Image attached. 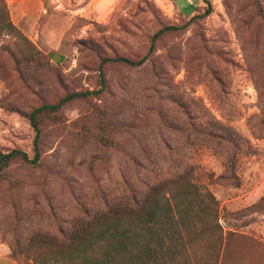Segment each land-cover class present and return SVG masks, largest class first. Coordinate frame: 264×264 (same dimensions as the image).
<instances>
[{
	"label": "rangeland",
	"instance_id": "374dc122",
	"mask_svg": "<svg viewBox=\"0 0 264 264\" xmlns=\"http://www.w3.org/2000/svg\"><path fill=\"white\" fill-rule=\"evenodd\" d=\"M5 1L21 33L0 38L1 149L32 156L24 112L100 92L44 121L38 165L16 161L0 178V264H58L28 240L183 173L215 199L227 264H264V0H210L194 21L205 0ZM167 25L184 27L150 52ZM192 241L187 264L211 257L212 244Z\"/></svg>",
	"mask_w": 264,
	"mask_h": 264
},
{
	"label": "trees",
	"instance_id": "16d2710c",
	"mask_svg": "<svg viewBox=\"0 0 264 264\" xmlns=\"http://www.w3.org/2000/svg\"><path fill=\"white\" fill-rule=\"evenodd\" d=\"M205 2V12L191 20L211 13V1ZM0 14L3 16L0 22V38L15 32L21 33L10 18L5 0H0ZM183 27L184 25L162 27L153 36L149 51H152L156 38ZM21 36L31 43L25 35ZM147 59L145 55L139 60L125 57L112 60L137 66ZM99 92L87 90L67 93L55 102H44L24 112L23 115L28 118L35 132L33 155L19 148H0V178H9L8 170L16 161L38 165L43 154L44 121L66 103ZM208 197L214 199L210 191H199L187 174L175 175L152 183L141 196L135 195L132 203L120 201L117 205L104 209L84 210L78 217L73 218L65 230L59 228L58 233L45 232L31 237L27 248L47 249L57 259L58 264H187V242L189 240L192 244L197 236L206 245L212 244L213 247L209 259L198 255L195 264H227L223 227L218 222V216L213 218L208 215ZM192 217L205 223L198 226L197 223L189 221ZM207 231L212 234L203 237ZM229 232L233 231L229 229ZM184 233L187 234V242L183 241ZM9 245L13 259L20 261L22 251L12 243ZM25 264H35V261Z\"/></svg>",
	"mask_w": 264,
	"mask_h": 264
}]
</instances>
